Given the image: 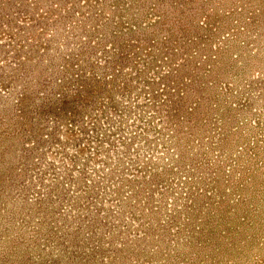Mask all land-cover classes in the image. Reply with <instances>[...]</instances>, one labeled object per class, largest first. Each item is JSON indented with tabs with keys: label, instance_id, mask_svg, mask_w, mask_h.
I'll use <instances>...</instances> for the list:
<instances>
[{
	"label": "rangeland",
	"instance_id": "rangeland-1",
	"mask_svg": "<svg viewBox=\"0 0 264 264\" xmlns=\"http://www.w3.org/2000/svg\"><path fill=\"white\" fill-rule=\"evenodd\" d=\"M0 264H264V0H0Z\"/></svg>",
	"mask_w": 264,
	"mask_h": 264
}]
</instances>
